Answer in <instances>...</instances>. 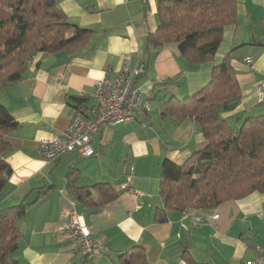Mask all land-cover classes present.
Listing matches in <instances>:
<instances>
[{
	"label": "crops",
	"instance_id": "obj_1",
	"mask_svg": "<svg viewBox=\"0 0 264 264\" xmlns=\"http://www.w3.org/2000/svg\"><path fill=\"white\" fill-rule=\"evenodd\" d=\"M61 7L69 20L95 30L89 43L73 54L37 53L21 81L0 88V103L18 125L9 135L6 159L13 174L0 194V207L38 199L18 219L23 237L16 257L22 264H111L141 243L146 264H191L187 254L192 264H246L264 251V192L215 208L170 211L166 221L155 220L156 208L163 204L162 161L181 164L206 145L194 120L176 123L160 117L170 95L182 98L198 92L209 83L213 66L231 54L243 98L223 115L239 124L240 117L264 113L257 91L264 80V0H238V21L225 28L215 57L195 66L173 47L157 50L148 45V34L159 24L158 0H61ZM247 57L253 58L252 65ZM141 65L143 76L135 81L147 90L148 113L139 111L98 133L93 139L97 155L74 151L56 160L39 155L41 139L65 132L77 106L73 96L94 105L98 79L116 77L125 66L133 73ZM166 80L169 87L159 85ZM58 168L62 171L56 175ZM73 170L79 186L110 183L119 198L100 206L83 205L68 184ZM129 177L139 196L120 187ZM73 204L99 243L92 254L78 256L69 239ZM195 215L202 221L194 223Z\"/></svg>",
	"mask_w": 264,
	"mask_h": 264
},
{
	"label": "trees",
	"instance_id": "obj_2",
	"mask_svg": "<svg viewBox=\"0 0 264 264\" xmlns=\"http://www.w3.org/2000/svg\"><path fill=\"white\" fill-rule=\"evenodd\" d=\"M158 19L157 29L147 36L148 45L157 50L173 47L181 59L195 66L215 57L225 28L238 21V0H158ZM94 32L69 20L61 0H0V88L21 81L37 53L73 54L89 43ZM159 85L169 87L171 83L166 80ZM72 98L76 107H86L85 98ZM242 98L232 56L227 54L213 66L209 83L198 92L166 99L160 117L176 123L194 120L206 145L181 164L162 161L163 204L156 208V221H166L170 211L215 208L230 199L264 192V113L240 117L239 124L223 115L234 110ZM17 126L11 112L0 103V194L13 174L6 154L11 151L9 135ZM67 178L71 193L87 207L119 198L110 183L87 189L77 184L74 170ZM37 200L0 207V264H22L16 257L23 237L18 219L26 216ZM142 245L136 243L111 264H146ZM185 257L193 263L188 254Z\"/></svg>",
	"mask_w": 264,
	"mask_h": 264
},
{
	"label": "built area",
	"instance_id": "obj_3",
	"mask_svg": "<svg viewBox=\"0 0 264 264\" xmlns=\"http://www.w3.org/2000/svg\"><path fill=\"white\" fill-rule=\"evenodd\" d=\"M129 61H127L128 64ZM246 62L253 64V58L247 57ZM144 66H139L133 73L125 69L116 77H104L95 82L96 103L85 108L75 107L63 134H55L40 140L38 153L48 160H56L70 153L80 152L83 156L97 155L93 146L95 136L106 130L123 124L133 118L139 111L149 110L150 98L136 83L138 76L144 73ZM260 101L264 100V80L257 87ZM120 187L133 196L140 192L131 186L130 177ZM69 239L76 250L83 254H92L98 248V242L84 216L73 204L68 211ZM193 222L202 221L201 216H193ZM246 264H264V251L246 261Z\"/></svg>",
	"mask_w": 264,
	"mask_h": 264
},
{
	"label": "rangeland",
	"instance_id": "obj_4",
	"mask_svg": "<svg viewBox=\"0 0 264 264\" xmlns=\"http://www.w3.org/2000/svg\"><path fill=\"white\" fill-rule=\"evenodd\" d=\"M139 86H140V85H139ZM140 87H141V89H142L144 92L147 91L145 88L143 89L142 86H140ZM233 121H234V120H233ZM233 123H235V122H233ZM60 171H62V168H58V169L56 170V173H55V174L58 175V173H59ZM65 173L67 174V171H66ZM77 255H78V256H82V254H81L80 252H78Z\"/></svg>",
	"mask_w": 264,
	"mask_h": 264
},
{
	"label": "clouds",
	"instance_id": "obj_5",
	"mask_svg": "<svg viewBox=\"0 0 264 264\" xmlns=\"http://www.w3.org/2000/svg\"><path fill=\"white\" fill-rule=\"evenodd\" d=\"M18 166V165H17Z\"/></svg>",
	"mask_w": 264,
	"mask_h": 264
}]
</instances>
